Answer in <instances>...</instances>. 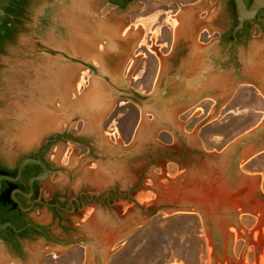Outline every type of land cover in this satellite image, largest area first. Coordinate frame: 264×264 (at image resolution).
<instances>
[{
	"label": "rangeland",
	"instance_id": "1",
	"mask_svg": "<svg viewBox=\"0 0 264 264\" xmlns=\"http://www.w3.org/2000/svg\"><path fill=\"white\" fill-rule=\"evenodd\" d=\"M7 7L0 23L14 20ZM238 24L233 0H28L0 48V167L42 156V199L80 208H35L28 219L48 240H0V264H88L90 248L94 264H264V213L232 202L264 204V151L238 166L240 151L218 165L205 156L259 129L264 141V92L230 83L264 77V9L236 39ZM184 199L204 206L208 226L172 210Z\"/></svg>",
	"mask_w": 264,
	"mask_h": 264
},
{
	"label": "water",
	"instance_id": "2",
	"mask_svg": "<svg viewBox=\"0 0 264 264\" xmlns=\"http://www.w3.org/2000/svg\"><path fill=\"white\" fill-rule=\"evenodd\" d=\"M233 1H234L236 13H237L238 18H239V24L237 25V27L233 31V33L235 35L236 32L243 27L244 21L246 19L254 18L256 16L259 8L264 9V0H252L250 6H248V7L245 5L244 0H233ZM72 60H75V59L72 58ZM263 63L264 62H260V64H263ZM87 66H89L93 70H96V68L90 64H87ZM230 83L232 85H237L240 83L249 84V85H252L255 88H257L259 91L262 90L264 92V77L260 73H257V74L256 73L255 74L249 73V74L243 75L242 77H235L230 81ZM195 95L197 96L196 93H195ZM201 96L202 95H200V98H202ZM145 108L146 107H143V109H145ZM144 112L146 113L147 111H144ZM156 126H158V125H156ZM160 126L166 130H169L170 132H173L174 134L181 133V131L178 130V128L169 121L160 122V125L157 128H160ZM143 129H141V131L138 133V135L134 138L133 144L130 147V149L135 150L136 147L138 146V143L142 139L141 132ZM260 131H261V129H259L258 131H256L255 133L251 134L250 136H248L246 138H242L235 146H233L232 148H229L228 150L224 151L223 153H220V154L215 155V156H210L208 154H205V156L212 164L218 165V164L225 162L230 157V155H232L236 151H240V155L237 157L238 159L236 160V163H235L238 166V164L240 163L242 158H244V156L246 155L245 152L247 153L248 151H250V153H252V154H254V153L258 154V153L264 151V141H263L262 145H260L257 142V138L260 137L259 136ZM90 135H95V134H90ZM245 144L249 146V147H246V149H248V150L244 149L245 148L244 146H246ZM242 148H243V150H242ZM129 152L130 151L128 150V153ZM30 164L40 165L44 169V174L42 176H38V177L33 178L31 180V183L34 180L42 181L47 177L48 169L46 168V166L38 159L27 157V158L22 159L19 162L18 167H17V176L16 177H11V176H7V175H3V174L0 175V189H1V184L3 181L11 182V183L18 182L19 179L21 178L22 171H23L24 167L27 165H30ZM116 169H117V166H114V165L109 167L110 171L106 174L105 178L112 179V181L115 180L116 177H118L117 176V172H118L117 170L118 169L117 170ZM219 173L222 174V176L220 177L221 179H223L224 175H226L224 170L220 171ZM218 177H219V174H217V178ZM188 192H189V190H188ZM14 200H16V199L14 198ZM172 210L180 211V212L195 211L203 219L206 226H208L209 216H207L205 214L204 206H202L200 203H194V202H190L188 200L187 201L186 200L185 201H179V204L177 205V207L173 208ZM133 222H134V224H137V220H133V221H128V222H123L121 225H126V226L130 227L131 223H133ZM7 227L12 228L15 232H21L24 229V228L23 229H17L11 223L0 224V230H4ZM121 236H122V234H121ZM86 244L87 245H93L94 247L96 245L97 247H99V242L94 241L93 239H89V241H87ZM90 251H91V256H90V260H88L89 261L88 264H94L93 260L95 259V255L97 254V252H96L97 249L95 251V249L90 248ZM228 252L231 255L232 250H231L230 244L228 246ZM100 264H103V262L101 261Z\"/></svg>",
	"mask_w": 264,
	"mask_h": 264
},
{
	"label": "flooded vegetation",
	"instance_id": "3",
	"mask_svg": "<svg viewBox=\"0 0 264 264\" xmlns=\"http://www.w3.org/2000/svg\"><path fill=\"white\" fill-rule=\"evenodd\" d=\"M13 0H8V6ZM114 2V0H111ZM125 1V0H121ZM131 1V0H130ZM113 3L116 6L121 7L122 3ZM234 2V1H233ZM28 4V0L25 2V6ZM5 12V16H6ZM7 17V16H6ZM4 21V20H3ZM3 23V22H2ZM0 23V26L2 25ZM237 33L234 38L237 37ZM33 158V157H30ZM34 159L40 160L48 169L47 164L43 160L42 156H38ZM18 167V166H17ZM17 167L10 171L5 168L7 173H11L16 177L17 176ZM44 174V169L40 165L30 164L24 167L22 171L21 178L16 182V187L10 189L9 197L11 201H6L4 203L0 202V224L11 223L17 229H23L21 232H15L12 228L7 227L4 230H0V240L4 244H11L16 246L19 239H23L28 235L30 231H34L36 234L44 236L45 240H48V236L44 235L40 228L31 223L28 219V214L31 213L35 208L45 207L50 211L53 217H60L61 213H76V210L80 208V203L78 200H72L67 206L61 202H58L55 198H52L49 202H46L42 199L39 194L38 180H34L31 183V180L35 177ZM49 174V169H48ZM14 198L16 200H14Z\"/></svg>",
	"mask_w": 264,
	"mask_h": 264
},
{
	"label": "trees",
	"instance_id": "4",
	"mask_svg": "<svg viewBox=\"0 0 264 264\" xmlns=\"http://www.w3.org/2000/svg\"><path fill=\"white\" fill-rule=\"evenodd\" d=\"M25 2L26 0H13L9 4V6L6 8L5 10L6 14L12 15L14 17V20H10L6 18V20H4L2 25L0 26V48L2 47V44L5 38L11 35V30H12L11 24H14L15 18H17L19 14H21L23 8L25 7ZM120 2L121 0H114V2L112 1V3H120ZM129 2L130 0L122 1L121 7L124 8V6L128 4ZM1 174L11 176V177L15 176L11 173L8 174L6 170L1 169L0 167V175ZM14 187H16L15 183L6 182V181L2 182L1 189H0V202L1 203H4L6 201H11L9 197V193H10V189H13Z\"/></svg>",
	"mask_w": 264,
	"mask_h": 264
},
{
	"label": "bare ground",
	"instance_id": "5",
	"mask_svg": "<svg viewBox=\"0 0 264 264\" xmlns=\"http://www.w3.org/2000/svg\"><path fill=\"white\" fill-rule=\"evenodd\" d=\"M177 24H178V22H177ZM176 24V25H177ZM177 27V26H176ZM198 59V58H197ZM254 74V73H253ZM227 90V89H226ZM42 115V114H41ZM45 116H43V117H41L40 119H38L39 121H43V118H44ZM93 118V117H92ZM45 119V118H44ZM41 123V122H40ZM95 127V126H94ZM96 129V128H95ZM93 131V130H92ZM36 138V137H35ZM37 139V138H36ZM29 140V139H28ZM33 140V139H32ZM31 140V141H32ZM24 144H25V142H24ZM249 154H252V153H250V151L249 152H247L246 153V155H245V158H247V156H250ZM255 154V153H254ZM253 155V154H252ZM246 160V159H245ZM217 170V169H216ZM249 176V175H248ZM251 178V177H250ZM249 178V179H250ZM253 178H254V176H253ZM252 181V180H251ZM256 181V180H255ZM253 183V182H252ZM257 183V182H256ZM247 185V184H246ZM245 185V186H246ZM257 185V184H256ZM251 186H253L252 184H251ZM258 187V186H257ZM251 188V187H250ZM241 192V191H240ZM251 192V191H250ZM241 194V193H240ZM251 194V193H250ZM249 193L248 194H244V195H242L241 196V198H238V197H236V195L234 194V196H233V200H232V202H233V204H235L237 207H239V209L240 210H243V208L244 207H249V206H251V208L256 212V213H258V215L259 214H262V213H264V204L263 203H261V202H258L255 198H252L251 197V195H250ZM207 200H205V202H206ZM207 203V202H206ZM263 204V205H262ZM211 209V208H210ZM238 212H241V211H239L238 210ZM263 216V215H262ZM259 217V216H258ZM263 218V217H262ZM261 218V219H262ZM103 221V220H102ZM104 224V223H103ZM230 225H232V224H230ZM234 227V226H233ZM121 229V228H120ZM120 229H118V230H120ZM234 229V228H233ZM236 230H238V229H236ZM231 233H233V232H231ZM238 233H239V231H238ZM125 234V233H124ZM234 235L235 234H237L236 232H234L233 233ZM237 236H238V234H237ZM88 255H89V253H88ZM88 260H90V258H88Z\"/></svg>",
	"mask_w": 264,
	"mask_h": 264
}]
</instances>
